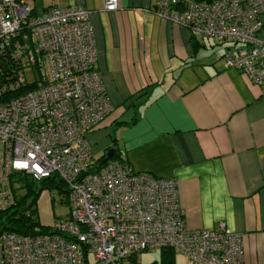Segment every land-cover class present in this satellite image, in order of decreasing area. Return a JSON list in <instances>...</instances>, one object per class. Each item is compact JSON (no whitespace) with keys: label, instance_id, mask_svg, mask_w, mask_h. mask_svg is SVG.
Segmentation results:
<instances>
[{"label":"built area","instance_id":"obj_1","mask_svg":"<svg viewBox=\"0 0 264 264\" xmlns=\"http://www.w3.org/2000/svg\"><path fill=\"white\" fill-rule=\"evenodd\" d=\"M119 0H105L116 11ZM157 17L194 39L224 46L225 69L264 85V0H157ZM0 53L25 70L42 67L33 90L0 100V210L16 204L12 180L57 175L70 214L49 232L0 234V264H131L143 252L173 249L193 264H244V241L222 223L188 228L175 180L135 171L123 156L92 172L87 136L114 111L96 69L91 11L53 7L35 16L26 0H0Z\"/></svg>","mask_w":264,"mask_h":264},{"label":"crops","instance_id":"obj_2","mask_svg":"<svg viewBox=\"0 0 264 264\" xmlns=\"http://www.w3.org/2000/svg\"><path fill=\"white\" fill-rule=\"evenodd\" d=\"M26 2L35 16L91 11L114 108L87 136L94 160L116 148L135 171L175 180L188 228L224 223L243 236L244 264H264V85L225 69L224 46L157 17V0H119L111 12L105 0Z\"/></svg>","mask_w":264,"mask_h":264},{"label":"trees","instance_id":"obj_3","mask_svg":"<svg viewBox=\"0 0 264 264\" xmlns=\"http://www.w3.org/2000/svg\"><path fill=\"white\" fill-rule=\"evenodd\" d=\"M197 41L196 39H193ZM22 66L13 61L9 56L0 53V100L6 101L11 98L18 97L22 93L33 90L36 86L28 84L17 87V77ZM39 74L42 67L38 66ZM106 121V120H105ZM103 125V124H102ZM101 125V126H102ZM101 126L98 128L100 129ZM97 129V130H98ZM96 131V130H95ZM106 156L99 160H94L92 172L102 169L107 162ZM121 154L117 150L113 159H120ZM40 184V186H37ZM13 190L16 196V204L6 211L0 210V234L15 233L19 235H32L37 227H41L43 232H49L51 227L43 226L39 221L38 202L45 191L58 190L66 195L68 202V190L66 184L57 176L52 175L42 181H36L29 175L24 173H16L12 180ZM160 260L153 264H177L176 253L173 249L160 250ZM138 255L132 258V262L136 261Z\"/></svg>","mask_w":264,"mask_h":264},{"label":"rangeland","instance_id":"obj_4","mask_svg":"<svg viewBox=\"0 0 264 264\" xmlns=\"http://www.w3.org/2000/svg\"><path fill=\"white\" fill-rule=\"evenodd\" d=\"M25 80L28 84H34L41 78L39 70L27 69L25 70ZM40 186V184H37ZM66 195L58 190L51 192H43L41 195L39 215L42 223L45 225H53L56 219H65L70 214V207L66 202ZM160 250L143 252L138 254L136 261L131 264H153L160 260ZM177 264H193L184 256L178 254L176 256Z\"/></svg>","mask_w":264,"mask_h":264},{"label":"water","instance_id":"obj_5","mask_svg":"<svg viewBox=\"0 0 264 264\" xmlns=\"http://www.w3.org/2000/svg\"><path fill=\"white\" fill-rule=\"evenodd\" d=\"M116 152H117L116 148H112L111 150H109L107 157H106V160L104 162H107V161L113 159Z\"/></svg>","mask_w":264,"mask_h":264}]
</instances>
